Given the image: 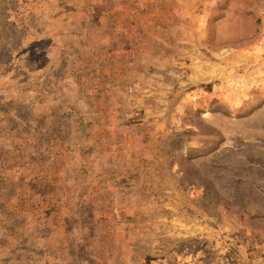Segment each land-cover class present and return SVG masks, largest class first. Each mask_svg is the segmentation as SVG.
Here are the masks:
<instances>
[{"label": "rangeland", "instance_id": "obj_1", "mask_svg": "<svg viewBox=\"0 0 264 264\" xmlns=\"http://www.w3.org/2000/svg\"><path fill=\"white\" fill-rule=\"evenodd\" d=\"M0 264H264V0H0Z\"/></svg>", "mask_w": 264, "mask_h": 264}]
</instances>
